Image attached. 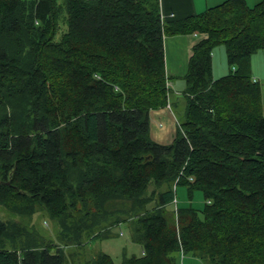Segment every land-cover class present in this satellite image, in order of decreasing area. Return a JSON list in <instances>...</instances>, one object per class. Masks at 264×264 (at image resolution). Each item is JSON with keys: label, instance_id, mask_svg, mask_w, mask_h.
Wrapping results in <instances>:
<instances>
[{"label": "trees", "instance_id": "trees-1", "mask_svg": "<svg viewBox=\"0 0 264 264\" xmlns=\"http://www.w3.org/2000/svg\"><path fill=\"white\" fill-rule=\"evenodd\" d=\"M191 34L203 37L172 99L165 39ZM220 46L229 73L215 78ZM259 52L264 0L172 21L160 0H0V206L20 219L0 217V264H115L82 248L122 224L144 251L123 264H264ZM167 106L178 128L164 145L150 114ZM180 186L202 192V217L178 206Z\"/></svg>", "mask_w": 264, "mask_h": 264}, {"label": "crops", "instance_id": "crops-1", "mask_svg": "<svg viewBox=\"0 0 264 264\" xmlns=\"http://www.w3.org/2000/svg\"><path fill=\"white\" fill-rule=\"evenodd\" d=\"M162 17L164 21L184 19L189 16L200 14L210 7L217 6L226 0H160ZM248 1V0H247ZM255 1V0H253ZM203 35H179L166 37V68L171 77L183 79L188 72L189 59L193 46ZM166 40H169L166 43ZM219 58V59H218ZM218 59V60H217ZM264 60V52H259L253 57V75L260 81L263 96L264 112V69L261 70V62ZM214 77L219 78L229 73L226 53L223 49H217L213 58ZM218 75V76H217ZM221 75V76H219ZM172 81V85H173ZM184 86L176 88L177 94L183 92ZM151 137L154 141L163 144L173 142L178 128V120L171 107L167 106L159 110L151 111Z\"/></svg>", "mask_w": 264, "mask_h": 264}, {"label": "rangeland", "instance_id": "rangeland-1", "mask_svg": "<svg viewBox=\"0 0 264 264\" xmlns=\"http://www.w3.org/2000/svg\"><path fill=\"white\" fill-rule=\"evenodd\" d=\"M259 1L260 0H255V1L248 0V3L253 6ZM168 41L169 40H166V43H168ZM218 49L225 50L224 46H220V48ZM259 66L263 71L264 60L261 62V65ZM172 80L174 82L173 85L171 84L172 99H173L177 94L176 88H179L180 85L184 86L186 82L185 80L183 79L180 80V78H176L174 76H172ZM184 106H185L184 101H181L175 107L180 120L185 118ZM164 145H168V144H164ZM177 195H178L177 202L180 208H188L192 206L193 208H196L199 211L201 217L203 216L202 211L205 208V199L202 192L197 191L195 192L193 198H190L187 192V188L185 186H180L177 190ZM171 208L175 209L176 205H172ZM0 217L5 220H9V219L20 220L19 217H15L11 211H9L7 208L3 206H0ZM33 222L35 223L37 230L46 237L45 239L56 240L53 234L55 233V230L57 233V228L50 219L37 214L33 217ZM69 249L71 250L72 248L70 247ZM82 250H86V256L88 258H91L93 257V255L95 256L100 252L106 253L110 255V257L113 259L115 264H123L125 258H131L133 256L141 257L143 256L144 253L143 247L140 244H137L132 241L128 224H122L113 227L110 230L108 236L102 237L99 240L89 241L88 244L84 248H82ZM178 264H206V263L203 260L193 256L192 254H186V255L181 254L179 256Z\"/></svg>", "mask_w": 264, "mask_h": 264}]
</instances>
